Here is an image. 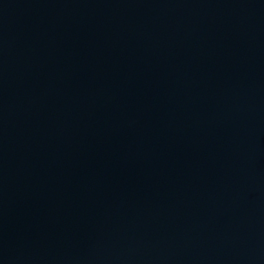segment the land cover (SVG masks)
Instances as JSON below:
<instances>
[{
  "label": "water",
  "instance_id": "obj_1",
  "mask_svg": "<svg viewBox=\"0 0 264 264\" xmlns=\"http://www.w3.org/2000/svg\"><path fill=\"white\" fill-rule=\"evenodd\" d=\"M0 264H264V0H0Z\"/></svg>",
  "mask_w": 264,
  "mask_h": 264
}]
</instances>
